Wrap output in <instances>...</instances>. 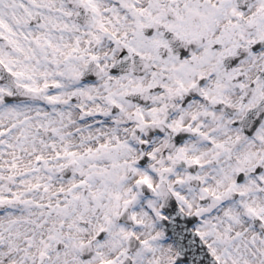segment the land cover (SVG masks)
<instances>
[{
	"label": "snow or ice",
	"instance_id": "snow-or-ice-1",
	"mask_svg": "<svg viewBox=\"0 0 264 264\" xmlns=\"http://www.w3.org/2000/svg\"><path fill=\"white\" fill-rule=\"evenodd\" d=\"M0 264H264V0H0Z\"/></svg>",
	"mask_w": 264,
	"mask_h": 264
}]
</instances>
